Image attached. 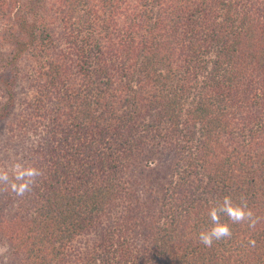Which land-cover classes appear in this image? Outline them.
I'll list each match as a JSON object with an SVG mask.
<instances>
[{"label": "trees", "instance_id": "16d2710c", "mask_svg": "<svg viewBox=\"0 0 264 264\" xmlns=\"http://www.w3.org/2000/svg\"><path fill=\"white\" fill-rule=\"evenodd\" d=\"M57 8L84 74L55 69L54 109L7 89L0 166L43 174L0 192V264H264V0ZM226 194L260 221L207 247L209 201Z\"/></svg>", "mask_w": 264, "mask_h": 264}, {"label": "rangeland", "instance_id": "374dc122", "mask_svg": "<svg viewBox=\"0 0 264 264\" xmlns=\"http://www.w3.org/2000/svg\"><path fill=\"white\" fill-rule=\"evenodd\" d=\"M141 1L137 0V4ZM39 2L0 0V108L8 97V87L14 85L20 101L42 103L43 108L54 109L59 100L55 95L49 96L46 82L50 83L57 74L55 69L59 68L61 73L65 69L66 73L68 69H76L77 77L84 74L82 53L73 51L62 26L56 21L60 0H45V5L50 9L45 14L37 11ZM25 15L27 22L20 23L19 20ZM53 88L54 85H51ZM57 112H63V108ZM90 125L99 126L87 124L88 127Z\"/></svg>", "mask_w": 264, "mask_h": 264}, {"label": "clouds", "instance_id": "9594fccd", "mask_svg": "<svg viewBox=\"0 0 264 264\" xmlns=\"http://www.w3.org/2000/svg\"><path fill=\"white\" fill-rule=\"evenodd\" d=\"M42 174V170L34 163L20 158L14 159L11 164L0 166V192H11L17 197H23L32 191L37 178ZM208 215L210 226L198 234L199 241L207 247H211L214 241L230 239L233 235L231 224L247 223L249 228L254 229L260 221V217L248 207L243 196L236 202L230 194L209 201ZM222 217H227V221L222 220ZM249 243L255 246L256 242L253 239Z\"/></svg>", "mask_w": 264, "mask_h": 264}]
</instances>
